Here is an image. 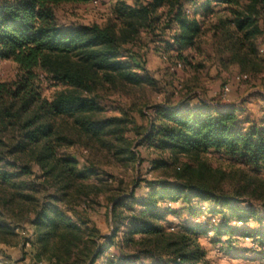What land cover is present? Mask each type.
Wrapping results in <instances>:
<instances>
[{
	"label": "trees",
	"instance_id": "obj_1",
	"mask_svg": "<svg viewBox=\"0 0 264 264\" xmlns=\"http://www.w3.org/2000/svg\"><path fill=\"white\" fill-rule=\"evenodd\" d=\"M88 1L0 2V61H13L19 70L14 82L0 81V211L7 209L18 220L33 214L35 229L28 242L36 264L44 259L48 264H97L100 259L104 264H139L136 260L143 253L158 256L159 262L151 264H211L199 242L201 234L215 230L222 246L227 244L223 235H238L232 225L235 220L257 218L264 223V215L242 208L240 193L233 196L221 190L220 178L216 179L213 168L200 155L217 152L254 172H263L264 120L244 118L230 106H155V117L141 133L142 144L168 152L175 162L180 156H190L199 164L183 163L174 174V184H150L151 191L143 196L133 191L111 197L107 214L117 230L112 237L103 235L90 216L95 201L86 183L98 173L81 169L76 158L61 154L65 138L60 131L67 123L97 140L126 131L125 118H97L104 106L95 91L98 86L152 83L141 58L127 48L134 46L141 30H169V50L187 61L189 52L198 47L202 23L226 13L228 18L220 24H232L237 35L230 57L243 65L249 63L250 53L256 50L251 44L249 52L242 53V39L252 41L262 34L259 21L264 22V0H149L137 6L119 2L113 25L64 27L58 22L59 7ZM41 73L62 86L51 99L42 94ZM118 139L124 140L122 136ZM118 153L137 159L128 146ZM154 163L156 168L168 165L163 160ZM30 180L40 181L54 193L44 201ZM261 183L264 189V179ZM262 185L256 184V199L264 208ZM208 200L214 203L207 207L209 224L182 223L177 229L171 227L172 232L165 224L170 212L167 202L183 201L197 217ZM217 214L222 221L218 219L220 225L215 228L211 217ZM121 229L122 243L136 252L127 254L124 248L119 253L105 252L117 247ZM0 234L16 236L13 228L2 224ZM248 236H258L264 244V233Z\"/></svg>",
	"mask_w": 264,
	"mask_h": 264
},
{
	"label": "rangeland",
	"instance_id": "obj_2",
	"mask_svg": "<svg viewBox=\"0 0 264 264\" xmlns=\"http://www.w3.org/2000/svg\"><path fill=\"white\" fill-rule=\"evenodd\" d=\"M8 0H0V2ZM149 0H89L85 3L65 4L57 9L58 22L64 27H78L83 25L99 24L106 26L116 24L114 9L119 2L137 6ZM247 2V0H242ZM160 11H163L161 9ZM228 18L226 13L213 16L202 23V33L198 47L188 54L187 61H182L177 53L170 51L167 40H170V31L141 30L132 52L141 58L148 77L152 83L141 87H132L119 84L117 86H98L95 95L104 106V110L97 115L99 120L121 117L128 120L123 134L104 137L103 140L92 139L87 135L65 124L60 135L65 138V145L61 154L72 156L79 162V167L92 168L97 172L87 181L92 190L95 209L90 213L92 221L98 226L102 234L112 237L116 230L111 217L107 214L109 199L116 194L136 192L143 196L151 191L148 187L158 181L170 184L176 182L175 172L183 163L189 162L198 165L190 156H180L175 160L168 152H158L142 144L143 136L151 121L156 115L155 106L164 107H214L230 106L242 112L244 118L254 121L264 120V22L259 21L263 29L262 34L252 41L244 39L242 53L249 52L251 44L256 53H250V62L242 64L231 59V46L236 41L237 35L234 26H222L221 21ZM229 32V33H227ZM140 74L141 71L138 70ZM19 70L13 61H0V81L14 82L18 78ZM240 74H248L247 80L237 81ZM41 91L45 98L51 99L62 86H56L47 74H40ZM229 86L230 92L224 97L223 89ZM123 137V141L118 139ZM130 147L137 155L136 160H131L125 153H118L123 147ZM156 160L168 162V165L156 168ZM200 160L205 161L213 168L216 179L220 178L221 190L230 195H238L239 205L242 208H252L264 215L262 203L256 199V184L262 185L263 172H254L230 160L220 153L209 152L200 155ZM102 179V180H100ZM29 183L38 188V195L44 201L48 194L54 190L44 187L40 181ZM262 190L263 185L261 186ZM124 195V196H125ZM171 202V201H170ZM183 201L166 203L167 210L165 224L177 229L182 223L207 225L209 224L208 206H214L213 200L203 202L201 215L195 216L190 212ZM207 208V209H206ZM0 224L15 230V237L0 234V263L1 264H36L32 253V244L28 242L35 229L32 221L33 214H27L23 219H15L9 210L0 211ZM216 228L220 225L222 216L217 214ZM211 219V220H212ZM232 225L238 233L235 236H224L227 244L221 246L213 230L199 236L201 246L207 252L211 264H264V244L258 236L250 237L249 234L264 233V223L257 218L235 220ZM248 232L247 236L240 234ZM114 246L105 252L119 253L124 248L127 254L135 253L134 249H127L122 243V229L118 232ZM3 240V242L1 241ZM8 242V243H7ZM29 243V245H27ZM225 246V247H224ZM103 258V257H101ZM136 260V259H135ZM139 264L159 262L158 256L141 254ZM39 264H48L47 260ZM97 264H104L100 259Z\"/></svg>",
	"mask_w": 264,
	"mask_h": 264
},
{
	"label": "built area",
	"instance_id": "obj_3",
	"mask_svg": "<svg viewBox=\"0 0 264 264\" xmlns=\"http://www.w3.org/2000/svg\"><path fill=\"white\" fill-rule=\"evenodd\" d=\"M97 1V0H96ZM249 78L248 74H240L236 77L237 81H242V80H247ZM230 92V88L229 86H225L223 89V96L226 97ZM169 204H172V202H168ZM212 221L215 223L216 220L215 218L212 219ZM27 245H29V243H27Z\"/></svg>",
	"mask_w": 264,
	"mask_h": 264
},
{
	"label": "crops",
	"instance_id": "obj_4",
	"mask_svg": "<svg viewBox=\"0 0 264 264\" xmlns=\"http://www.w3.org/2000/svg\"><path fill=\"white\" fill-rule=\"evenodd\" d=\"M224 107H227V106H224V105L222 106V105H220V106H218V107H217V106H214V107H212V108H220V109L222 108V109H223ZM256 122H257V121H256ZM0 264H1V263H0Z\"/></svg>",
	"mask_w": 264,
	"mask_h": 264
}]
</instances>
